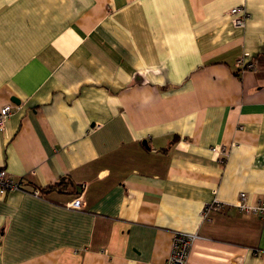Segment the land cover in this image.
<instances>
[{
    "label": "crops",
    "instance_id": "1",
    "mask_svg": "<svg viewBox=\"0 0 264 264\" xmlns=\"http://www.w3.org/2000/svg\"><path fill=\"white\" fill-rule=\"evenodd\" d=\"M6 105L0 264H264V0H0Z\"/></svg>",
    "mask_w": 264,
    "mask_h": 264
},
{
    "label": "built area",
    "instance_id": "2",
    "mask_svg": "<svg viewBox=\"0 0 264 264\" xmlns=\"http://www.w3.org/2000/svg\"><path fill=\"white\" fill-rule=\"evenodd\" d=\"M232 17V22L235 28L245 29L249 18V13L244 7H234L230 11ZM246 57L238 59L236 66L245 70H253L254 64L252 62H246ZM12 116V107L9 105L4 106L0 109V131H4L7 127V123ZM23 189V181L14 179L5 169H0V196H5L10 192L20 191ZM39 195V192H35ZM247 195L245 193L240 194L239 200L236 207L246 213L264 216V200H259L257 203L248 204ZM226 205L213 201L212 204L207 207L203 212V217L208 218V214L211 211L223 212ZM69 208L75 210H82L83 201L81 198H75L70 204ZM197 240V235L186 234V233H176L174 235L171 256L167 264H190L189 255L191 248L195 241Z\"/></svg>",
    "mask_w": 264,
    "mask_h": 264
},
{
    "label": "trees",
    "instance_id": "3",
    "mask_svg": "<svg viewBox=\"0 0 264 264\" xmlns=\"http://www.w3.org/2000/svg\"><path fill=\"white\" fill-rule=\"evenodd\" d=\"M62 181V180H61ZM57 182L56 184H53V185H51V186H49V187H47V188H45V189H38V190H36V191H38L39 192V195L41 194V195H47V194H49V193H51V192H54V191H57V190H59L60 189V187H62L63 185H64V182ZM35 191V192H36Z\"/></svg>",
    "mask_w": 264,
    "mask_h": 264
}]
</instances>
